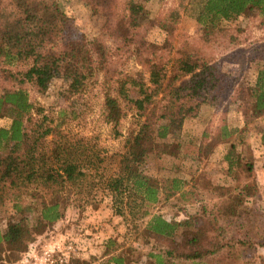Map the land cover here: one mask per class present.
I'll use <instances>...</instances> for the list:
<instances>
[{"label": "trees", "instance_id": "1", "mask_svg": "<svg viewBox=\"0 0 264 264\" xmlns=\"http://www.w3.org/2000/svg\"><path fill=\"white\" fill-rule=\"evenodd\" d=\"M45 1L0 0V79L9 85L0 92V264H17L30 243L52 234V227L65 218L67 202L51 199L62 190L66 197L72 190L80 193L85 183L107 194L113 216L142 223L132 232L150 246L147 264H248L252 249H264V221L250 206L258 188L246 124L229 129L221 122L213 131L203 130L193 147L202 160L217 155L215 163L224 171L215 184L204 178L191 180V188L201 187L200 197L217 194L219 201L208 213L196 211L170 222L152 213L155 205L168 200L191 203L194 192L182 191L188 185L184 180L160 183L145 170L150 157L158 161L182 156L180 145L169 141L176 132L172 122L162 123V111L181 127L198 115L194 98L220 89L227 79L216 63L191 45L172 48L168 38L179 12L211 29L204 35L207 39L224 33L225 26L240 17H256L264 29V0H175L176 8L162 20H153L166 36L162 46L139 37L141 6L131 0H95L112 47L85 35L73 39L68 23L51 16ZM253 55L255 80L241 101L244 115L264 121V44ZM114 60L143 66L147 81L129 80L128 88L122 84L112 95L108 81ZM98 76L105 85L101 119L113 136H121L117 128L126 108L133 107L141 119L123 139L122 149L109 155L87 138L64 131L74 119L73 111L59 108L55 117L44 116L24 88L45 92L61 80L69 98L82 94ZM258 144L264 149V123ZM6 205L9 212L3 211ZM116 248L115 237L104 240L100 257H107L106 264H128L131 251L117 254Z\"/></svg>", "mask_w": 264, "mask_h": 264}, {"label": "rangeland", "instance_id": "2", "mask_svg": "<svg viewBox=\"0 0 264 264\" xmlns=\"http://www.w3.org/2000/svg\"><path fill=\"white\" fill-rule=\"evenodd\" d=\"M131 1L143 9L139 37L153 42L157 46H162L166 36L153 24V20H156L155 23L162 20L172 9L176 8L175 0ZM120 4L121 1L118 2L115 13H119ZM45 5L51 16L56 20L64 18L70 27L73 39L85 35L89 40H94L102 46H113L109 33L102 29L101 10L95 0H46ZM179 13L173 36L168 38L172 48L176 49L183 45H191V50H195L197 54L207 57L212 63H216L227 79L225 85L220 89L203 93L194 98V102H199L198 115L195 119L182 124L181 127H177L175 123L173 124L172 119L168 117V113L162 111V123L170 124L172 122L171 125L176 132L174 138L169 141H176L180 145L183 156L175 159L164 157L159 162L150 157L146 165L145 175L158 180L160 183L163 179L177 176L184 180H188L192 176H199L198 178L210 181L220 179L224 171L220 169V163H215L217 155L210 157L204 163L198 161L199 158H197V161H193L192 158L196 157L193 155L195 153L193 147L197 145L203 130L213 131L221 122H225L229 129L241 128L243 124L244 126L246 124L250 135V150L254 158L253 173L258 188L257 196L252 199L250 206L255 213V217L259 221H264V149L258 144L260 128L264 121L261 117L257 119L256 117L249 118V114L246 113L244 115L245 102L241 101L245 97H243L244 90L251 86L255 80L256 71L251 59L254 56L253 54L257 53L258 48L264 44V29L258 27V18L240 17L228 23L225 26L226 31L224 33H212L211 36L207 37V40L204 35L211 34V29L198 26L188 13L182 11ZM110 71L112 75L108 82L112 95H115L114 90L122 84H125V88H128L129 80L147 81V72L144 67L131 61L124 60L122 64L120 61L114 60L110 64ZM104 86L102 76H98L96 80L88 83L82 94L73 95L69 98L65 94L66 83L61 80H55L48 91L45 92L36 91L29 85L24 88L28 93L29 101L41 107L44 116L55 117V113L59 108L73 111L74 119L64 126V131L70 132L77 138H87L103 154L109 155L122 149L123 139L135 128L136 122L141 121V119L138 118V114L133 107L126 108V115L117 128L121 136L115 138L111 128L105 125L101 119L105 93ZM8 88L9 85L0 79V92ZM61 94H64L65 97ZM161 104L164 103L161 102ZM1 125L2 121L0 120ZM191 162H194V164ZM177 164L181 166L174 167ZM110 171L112 170L109 168L108 172ZM85 186L80 193H77V190H72L68 197H66L65 190H62L50 201L59 204L67 202L65 205V216L68 219L66 230H71L70 226L79 223L80 219H73L76 208H79L82 213L85 212V207L93 209L103 203L112 213L111 202L107 194L95 188L91 190L88 183H85ZM194 195L195 193H193V201L201 198L202 202L204 201L203 206L205 209L211 208V198L209 199L206 195L202 197L198 194ZM201 206L199 203L192 204L191 202L187 204V202L177 203L174 200H168L155 205L152 208V213L162 216L165 220H173L195 212L197 209L200 210ZM8 210L9 206L6 205L3 211L7 212ZM141 224V222L125 221L121 217H118V219L110 217L107 224L104 223L96 230H120V232L115 231L114 235L117 240L116 253L119 254V252L128 249L131 251V253H128L130 259L128 264H147L145 254L149 251L150 246L133 235L132 232L134 230L133 226H140ZM55 226L56 224L52 227V230ZM51 236H54L53 231L52 234L42 237L50 238ZM82 252H79V256L71 262L83 260L88 264H106L107 257H100L101 244L97 245L92 251ZM249 256L251 257L246 259L248 264H264V249L255 247Z\"/></svg>", "mask_w": 264, "mask_h": 264}, {"label": "crops", "instance_id": "3", "mask_svg": "<svg viewBox=\"0 0 264 264\" xmlns=\"http://www.w3.org/2000/svg\"><path fill=\"white\" fill-rule=\"evenodd\" d=\"M193 155L196 156L195 153ZM182 156H183V154H182ZM210 157L211 156H209V158ZM209 158H207V160ZM162 159L163 158H161L160 160H162ZM172 159H175V158H172ZM160 160H158V162ZM192 160L197 161V157L192 158ZM198 161H200L201 163H204V161H206V160H202L199 158ZM191 163L194 164V162H191ZM180 166H179V164H177L174 167L177 168ZM198 177L199 176H192L188 180H184L178 176L172 177V178H178L180 180H184L188 184L187 187L182 189V191H183L186 188H191V186H192L191 180L198 178ZM210 182L212 184H215L216 181H210ZM198 188L199 189L191 188V189H193L192 191L195 193L194 196H196L197 194L200 193L201 187L198 186ZM205 195L209 199L210 198L212 199V201H211L212 206H211V208H209L207 210L203 206L204 201L202 202L201 198L198 200L192 201V204L193 203H199V205L200 204L202 205L199 208L200 210L197 209V211H199L201 213L210 212L213 209V207L217 204V202L219 201V199H217L216 193H210L209 192L208 194H205ZM85 209H86L85 212L81 213V210L79 211V208H76V210L74 211L75 215L73 214V219L76 218V219H80V220H79V223L74 224L73 226H70L71 230H66V225L68 223V219L66 218V216H65L64 220L56 223V226L54 227V230H53V234L57 238L63 239V238L70 237L71 238L70 240H72L75 243V245L79 249V251H83L82 253L87 252V251H92L94 248H96L97 245L102 244V242L104 240H106L108 238H113L115 235V231L120 232V230H96L97 228L99 229L101 226H103L104 223L107 224V220H109L110 217L113 219H118V217H114L112 215V213L109 211L108 208H106V206L103 203H101L99 205V207H97V208L90 209V207H88V208L85 207ZM195 212L185 214L183 217H179V219L177 218V219H173V220L178 221L180 219H183L187 215L195 214ZM76 213H77V215H76ZM84 217H86V218L83 219ZM166 221L170 222L171 220H166ZM93 229H95V230H93Z\"/></svg>", "mask_w": 264, "mask_h": 264}, {"label": "built area", "instance_id": "4", "mask_svg": "<svg viewBox=\"0 0 264 264\" xmlns=\"http://www.w3.org/2000/svg\"><path fill=\"white\" fill-rule=\"evenodd\" d=\"M70 239L39 237L28 245L17 264H68L81 252Z\"/></svg>", "mask_w": 264, "mask_h": 264}]
</instances>
